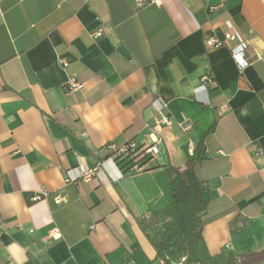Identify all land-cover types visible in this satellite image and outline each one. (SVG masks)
Segmentation results:
<instances>
[{"label": "crops", "instance_id": "0c3cea01", "mask_svg": "<svg viewBox=\"0 0 264 264\" xmlns=\"http://www.w3.org/2000/svg\"><path fill=\"white\" fill-rule=\"evenodd\" d=\"M233 28L249 45L241 72L228 45L204 44ZM70 74L82 90L62 89ZM158 101L169 123L155 129ZM128 141L156 146L144 169L64 184ZM200 143L207 253L264 262V0H0V264H161L140 221L169 202L164 167L184 169Z\"/></svg>", "mask_w": 264, "mask_h": 264}, {"label": "trees", "instance_id": "16d2710c", "mask_svg": "<svg viewBox=\"0 0 264 264\" xmlns=\"http://www.w3.org/2000/svg\"><path fill=\"white\" fill-rule=\"evenodd\" d=\"M201 144L184 169L164 167L169 202L140 221L161 264H215L202 236L210 199L206 181L200 175L206 157Z\"/></svg>", "mask_w": 264, "mask_h": 264}, {"label": "built area", "instance_id": "2783aa9c", "mask_svg": "<svg viewBox=\"0 0 264 264\" xmlns=\"http://www.w3.org/2000/svg\"><path fill=\"white\" fill-rule=\"evenodd\" d=\"M133 1L137 7H141L145 4L156 3L158 0ZM104 30L105 29L103 27H100L92 31L91 35L94 38L101 37L104 33ZM204 44L210 49L228 45L231 57L240 72L250 63L249 56L247 55L249 46L248 40H246L241 32L236 28L224 32L223 36L220 38L213 35H208L205 37ZM58 63L63 67L67 65V62L62 58L58 59ZM212 82L213 77L211 73L205 72L200 76L199 85L195 90H207ZM83 88L84 83L80 81L75 74L68 75L62 85V89L65 92H74L82 90ZM158 102V113L160 115V119L150 123V126L155 129L158 127L160 122L165 124L169 123L168 116L162 114V111L166 105L161 101ZM106 149L109 153L108 157L106 159L99 160L91 167H85L82 164H77L74 167L67 168L64 174V184H73L77 183L79 180L88 181L90 179H97L101 182H104L122 177L124 174L139 171L147 166L145 162H139V156L141 157L142 154H154L156 152V146L153 143L140 149L137 147L134 141H128L127 143H123L121 145L108 143L106 144ZM111 170L115 172V177L111 175ZM50 194L51 191L45 186H42L31 194L30 199L35 202L46 199ZM52 199L57 205L65 202L66 200L64 195L58 192L53 194Z\"/></svg>", "mask_w": 264, "mask_h": 264}, {"label": "flooded vegetation", "instance_id": "af4514ba", "mask_svg": "<svg viewBox=\"0 0 264 264\" xmlns=\"http://www.w3.org/2000/svg\"><path fill=\"white\" fill-rule=\"evenodd\" d=\"M255 262H256L255 260H251V261L245 262V264H254ZM240 264H243V263H240Z\"/></svg>", "mask_w": 264, "mask_h": 264}, {"label": "water", "instance_id": "95a60500", "mask_svg": "<svg viewBox=\"0 0 264 264\" xmlns=\"http://www.w3.org/2000/svg\"><path fill=\"white\" fill-rule=\"evenodd\" d=\"M256 264H264V262L262 261V262H260V263H256Z\"/></svg>", "mask_w": 264, "mask_h": 264}]
</instances>
